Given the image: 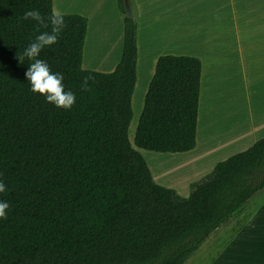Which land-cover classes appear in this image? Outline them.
<instances>
[{"label": "trees", "instance_id": "1", "mask_svg": "<svg viewBox=\"0 0 264 264\" xmlns=\"http://www.w3.org/2000/svg\"><path fill=\"white\" fill-rule=\"evenodd\" d=\"M116 2L124 14V0ZM34 9L47 17L52 0H0V201L10 205L0 264H183L264 188V138L217 163L186 198L156 184L138 150L195 148L201 61L157 59L131 144L134 20L123 19L119 63L101 73L82 68L87 19L65 15L68 27L40 57L76 93L64 110L30 90L31 61L16 59L51 30L22 19ZM88 75L95 81L82 91Z\"/></svg>", "mask_w": 264, "mask_h": 264}, {"label": "rangeland", "instance_id": "2", "mask_svg": "<svg viewBox=\"0 0 264 264\" xmlns=\"http://www.w3.org/2000/svg\"><path fill=\"white\" fill-rule=\"evenodd\" d=\"M82 1L86 0H62V6L67 8L62 10V13L70 14L69 10L76 7L77 3L81 4ZM124 1L131 14L128 0ZM60 3V0H52L53 12L55 8L60 10ZM104 14L105 16L99 21L97 17L89 18L90 33L86 34L83 47L82 68L84 70L110 73L120 61L123 40L121 19H124L126 14L119 11L120 19H118L111 8L105 10ZM131 15L129 18H132ZM237 19L243 20L242 27H240L242 31L221 36L204 33L179 34V36L177 34H151L141 32L143 27L138 32L136 31V84L131 100L132 119L128 128V138L131 144L157 59L164 55L188 56L199 59L202 64L195 148L184 154H159L138 150L156 183L158 179L164 182L176 180L179 191L177 194L183 198L188 197L192 190L191 186L203 181L206 178L205 175L208 176L212 171V168L204 170L198 176L189 173L190 166L196 161L195 156H203L202 140L207 134V128L211 126L209 123L215 125L214 128L212 127L213 138H220L225 128H229L230 132L235 131L241 126L243 116L251 115V113H246L248 107L255 106L261 101L264 103V17ZM213 43L222 45L221 55L213 50ZM225 45L228 48L224 53ZM223 107H227L226 112L216 113L218 117L216 121L211 122L208 116L205 117L208 115L209 108L218 111ZM204 117L205 119L208 117L205 120L206 126ZM262 138H264V129L258 131L250 143L233 144L230 148L220 146L208 155L216 156L211 159L210 163L213 164L215 161L214 163L217 164L227 157L243 152L256 140ZM187 184L191 186L188 185V187ZM263 204L264 188L251 197L239 215L255 216L256 220L264 217V209L260 210ZM231 224L232 222L216 229L183 264H264V232L257 237L259 248L250 247L251 243H248L235 256L223 253L225 244L237 234L241 227H245L240 224L232 228ZM222 232H224V237L220 239Z\"/></svg>", "mask_w": 264, "mask_h": 264}, {"label": "crops", "instance_id": "3", "mask_svg": "<svg viewBox=\"0 0 264 264\" xmlns=\"http://www.w3.org/2000/svg\"><path fill=\"white\" fill-rule=\"evenodd\" d=\"M60 2L61 5H59L61 7L59 11L63 12L62 10L67 8L62 6V0H60ZM128 3L132 11L131 16L135 21L136 31L138 32V30L143 27L141 32L151 34H177L179 36V34L204 33L221 36L226 33L242 31L240 27H242L243 20H238L237 18L264 17V0H128ZM108 8H111L116 14V17L120 16L116 0L82 1L81 4L77 3L76 7L69 10L71 11L70 14L65 15H79L85 17L87 19L86 34L89 35V18L97 17L99 18V21L100 18L105 16L104 11ZM55 11H58L57 8H55ZM118 19L120 18L118 17ZM121 20L123 24V19ZM225 46L224 53L226 48H228L227 45ZM212 47L214 48L213 50L219 52L218 55H221V50L223 49L221 44L213 43ZM115 67L116 65L113 69ZM263 104L264 103L261 101L255 106L248 107L246 113H251V115H244L241 121V126L235 131L230 132L229 128H225V131L220 135V138H213V128L215 125L209 123L211 126L209 129L207 128V134L202 140V146L204 147L202 152L203 156H195L196 161L190 166L189 173H192L193 176H198V174H202V171L204 170H210L211 168V170H213L216 163H214L215 161L213 164L210 162L211 159L213 157L216 158V156L208 155L212 154L220 146L223 148H230L233 144L237 145L252 142L257 132L264 129ZM226 109L227 107H223L217 111L213 108H209L208 115H205V117L208 116L209 121L211 122L216 121L218 117L215 114L219 112L225 113ZM205 117L204 125L206 126L205 120L208 117L206 119ZM252 145H250V147ZM194 159H192V161ZM205 177H207V175H205ZM154 182L156 183L155 180ZM156 184L172 189L176 193L179 192L177 189V181L174 179L169 182H164L158 179ZM188 185L191 186V184H187V186ZM190 189H192V186ZM263 209L264 204L261 206L260 210ZM231 222L232 228L238 227L240 224L245 227H241L237 234L225 244L223 247V253H229L235 256V254L239 250H242L248 243H251L250 247L259 248L257 237L261 236L264 232V217L256 220L255 216L236 215L224 223L223 226H226ZM223 235L224 232L221 233L220 239H222L221 237H224Z\"/></svg>", "mask_w": 264, "mask_h": 264}, {"label": "clouds", "instance_id": "4", "mask_svg": "<svg viewBox=\"0 0 264 264\" xmlns=\"http://www.w3.org/2000/svg\"><path fill=\"white\" fill-rule=\"evenodd\" d=\"M22 19H30L36 22L39 27L48 29L50 26L51 29L50 31L40 32L34 40L30 41L22 53L16 54V59L20 64L25 62V58L31 61L24 72V77L30 84V90L34 94L44 96L46 102L56 108L72 109L77 100L76 93L66 88L62 73L53 72L48 62L40 58L41 53L46 48H51L59 42L61 34L68 27L65 14L54 11L51 15L45 17L39 10L34 9L26 11ZM94 81V75L85 76L80 86L81 90L90 91V82ZM5 191H7V186L0 180V193ZM9 207L7 201H0V219H7Z\"/></svg>", "mask_w": 264, "mask_h": 264}, {"label": "water", "instance_id": "5", "mask_svg": "<svg viewBox=\"0 0 264 264\" xmlns=\"http://www.w3.org/2000/svg\"><path fill=\"white\" fill-rule=\"evenodd\" d=\"M124 11H125L126 17L129 18L131 14L129 12V9H128L126 1H124Z\"/></svg>", "mask_w": 264, "mask_h": 264}]
</instances>
